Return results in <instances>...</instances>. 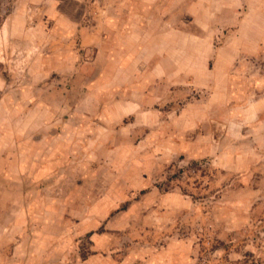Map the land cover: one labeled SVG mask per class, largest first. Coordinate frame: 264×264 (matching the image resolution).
<instances>
[{
    "label": "rangeland",
    "instance_id": "rangeland-1",
    "mask_svg": "<svg viewBox=\"0 0 264 264\" xmlns=\"http://www.w3.org/2000/svg\"><path fill=\"white\" fill-rule=\"evenodd\" d=\"M18 2L0 0V264H264V0L26 6L108 14L90 48L18 29Z\"/></svg>",
    "mask_w": 264,
    "mask_h": 264
},
{
    "label": "crops",
    "instance_id": "crops-1",
    "mask_svg": "<svg viewBox=\"0 0 264 264\" xmlns=\"http://www.w3.org/2000/svg\"><path fill=\"white\" fill-rule=\"evenodd\" d=\"M30 1L31 0H19V2H21L20 5L18 2V9L20 11L18 15L19 17L16 19H21L18 29L40 30L44 34L50 35L52 38L61 40L64 39L65 41H70L72 43L75 42L85 48L98 45L99 40L102 38V35L100 36V34H102L101 26L105 27L110 22V17L108 14H103L100 18L94 17L95 19H98V21L96 22L95 19H91L88 24L86 23V19H84L82 16L73 18L68 17V15H63L59 18L56 15L54 8L56 3L54 2L51 3L53 4V8L48 10L53 17H49L47 20H45L46 15L44 14L42 16L36 17V20L30 23V20L27 19L29 14L26 10L27 5L29 8L32 7L30 5ZM39 1L41 0H37V2ZM25 2H27L26 5ZM140 29H142V27Z\"/></svg>",
    "mask_w": 264,
    "mask_h": 264
}]
</instances>
